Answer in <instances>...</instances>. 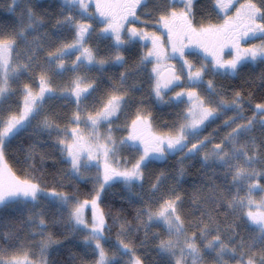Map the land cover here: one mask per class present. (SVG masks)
<instances>
[{
	"label": "snow or ice",
	"instance_id": "6c2138e0",
	"mask_svg": "<svg viewBox=\"0 0 264 264\" xmlns=\"http://www.w3.org/2000/svg\"><path fill=\"white\" fill-rule=\"evenodd\" d=\"M58 2L52 17L11 0L0 24V212L21 216L0 232V264H64L50 257L66 244L83 245L71 264H146L149 240L159 264H264V102L217 82L264 65V0ZM145 97L175 119L157 123ZM197 159L214 179L186 192Z\"/></svg>",
	"mask_w": 264,
	"mask_h": 264
},
{
	"label": "trees",
	"instance_id": "16d2710c",
	"mask_svg": "<svg viewBox=\"0 0 264 264\" xmlns=\"http://www.w3.org/2000/svg\"><path fill=\"white\" fill-rule=\"evenodd\" d=\"M10 2H11V0H0V24H11L15 20V16L9 14V12L7 11L6 6ZM56 3L59 4L58 0H39L40 6L37 9V11L41 12V13L47 12L49 16L54 17L56 14L59 13V9L57 8ZM92 4H93L92 10L94 11V0H92ZM17 11H19V10H17ZM43 31L51 32L52 31L51 24H49L46 29H41V32H43ZM102 44H104V45H101V46H105L107 44V42H104ZM116 70H118V69H116ZM262 71H264V65L263 66L261 65L257 70H254V71H253V69H248L247 71L244 72V74L236 77L235 79H232L229 82L222 81V83L226 87H230V88H236L237 86H239L242 89V91L244 92V95L246 98L248 97L249 93H252L251 106L254 107V105L256 103L264 102V87H261V81L258 79V77ZM245 82H247V83H245ZM246 107H248L247 104H246ZM53 110H55V109H53ZM55 111H57V110H55ZM64 111H68V109L60 110L59 112H64ZM164 120H166V119H164ZM256 134L258 136H260V132L258 130H257ZM45 151H51V149L45 148ZM19 155L20 154H17V156H19ZM57 158H58V154L56 156L49 157L46 161V164L47 165L53 164V162L55 160H57ZM62 167H64V166L57 162L55 164V169L46 167L44 171L47 174L49 172L59 170ZM186 168H187V170L185 171V175L183 177V183L180 186L181 189L186 191V192H190L193 187H205V188H207V185L209 184L207 181H208V179H210L209 176H212V178L214 179L213 175H207L209 173H207L206 175L201 174L198 171V170L203 171L204 169H206V168H202L201 164L199 162H195V163H192L190 165H187ZM158 169H160V167H157V170ZM48 179H49V181L51 180L50 175L48 176ZM217 181H219V180H216L215 182L217 183ZM185 183L186 184L188 183V184L186 185ZM87 187L91 188V184L87 185ZM121 203L122 202L117 197L115 199L116 206L119 207L121 205ZM123 206L127 209L128 218L131 219L132 216L134 215V208L130 207L127 203H123ZM135 206L138 207L139 205H135ZM115 210L116 209L114 208L113 211L115 212ZM88 214L90 216V212ZM26 215L27 214L25 213V217H26ZM20 219H21V216H20L19 212L14 211L11 208L4 209L3 212H0V232H4V231L8 230L9 228H20L21 227ZM109 223L111 224V221H109ZM240 231L242 232V234L247 236V234H248L247 229L241 228ZM21 235L23 236L24 233L21 232ZM109 235H110L111 240L114 242L115 238H116V229L113 228ZM134 235L136 238L137 247L139 248L140 240L144 239L143 230H141L138 234H134ZM81 241H82V238H77L78 244H81ZM82 248H83L82 244L80 247H76L75 245L66 244L64 247L60 248L58 251L53 252L50 259L55 260V261L64 262V264H71L69 252L71 251L72 253H76L79 256V255H82ZM151 248H152V242H151V240H149L148 242H146L145 248H139V254L146 256V264H159L160 257L156 254V252L154 250H149ZM86 258L88 260L92 259L91 252L88 253ZM125 260H127V257H124L122 262ZM77 264H79V260H77Z\"/></svg>",
	"mask_w": 264,
	"mask_h": 264
},
{
	"label": "rangeland",
	"instance_id": "374dc122",
	"mask_svg": "<svg viewBox=\"0 0 264 264\" xmlns=\"http://www.w3.org/2000/svg\"><path fill=\"white\" fill-rule=\"evenodd\" d=\"M56 5H57V8L60 10V5L58 4V3H56ZM92 43L93 44H96L97 43V41L95 40V38H93L92 39ZM99 45H100V43H99ZM105 50V49H104ZM104 50H102V51H104ZM74 58V57H73ZM112 71H115L116 72V70L115 69H112ZM147 86L145 85V88H146ZM143 91V90H142ZM140 95H141V93H140ZM140 95H137L138 97L140 96ZM147 100V99H146ZM50 106L53 108V109H58V111H60L61 109H62V106H61V104L60 103H53V102H51V104H50ZM160 107V109H166L168 112H169V109H173V108H170V107H168L167 105H165V108H162L161 106H159ZM182 107V106H181ZM67 109H70V108H68L67 107ZM175 110V113H176V111H178V109H174ZM162 112H163V110L162 111H159V113H158V118L160 119H162V118H164V116L162 115ZM164 112H166L165 110H164ZM172 119H175V115H173L172 117H171V120ZM217 123H219V121H217ZM216 127V125L215 124H213V125H210V127H208V129L204 132V133H202V135H208V133L209 132H211L212 131V129L213 128H215ZM259 131V130H258ZM256 134V133H255ZM256 136H258V135H256ZM259 137V136H258ZM170 160H168V161H170L171 163H169L168 161L166 162V164H164V166H163V164H157V165H155L154 167L157 169V167H162V168H168V170L169 171H172L173 169H172V163L174 164V162H175V160H176V157H171V158H169ZM189 163H191V161H188V162H185V169L187 170V165L189 164ZM201 174H207V173H209V174H207V175H213V172H212V169H209V168H206V169H204L203 171L202 170H198ZM211 172V173H210ZM210 177V179H208V183L211 181V180H213V178H212V176H209ZM220 183V180L219 181H217V183ZM207 183V184H208ZM262 183H264V181H262ZM186 184V183H185ZM188 184V183H187ZM186 184V185H187ZM184 185V184H183ZM185 185V186H186ZM242 195L244 194V193H241ZM255 195V197H256V199H259V197L261 196V195H264V192H259V193H255L254 194ZM27 214V213H26ZM152 231H155V229H153ZM206 261H207V264H211V258L210 257H206ZM121 264H123V262L121 263Z\"/></svg>",
	"mask_w": 264,
	"mask_h": 264
},
{
	"label": "flooded vegetation",
	"instance_id": "af4514ba",
	"mask_svg": "<svg viewBox=\"0 0 264 264\" xmlns=\"http://www.w3.org/2000/svg\"><path fill=\"white\" fill-rule=\"evenodd\" d=\"M239 2H243V0H239ZM198 7H199V5H198ZM233 11H234V9H233ZM197 18L199 19V17H197ZM249 43H259V40H251V41H249ZM245 46H247V45H245ZM229 51H230L229 49H225V53L226 54L229 53ZM189 58L190 59H194V57H189ZM225 58H228V56L225 55ZM255 66H256V64H249V65L245 66L243 68L242 72H241V75L244 74V72L247 71L248 69H253V71H254ZM231 80L232 79H223V80H221V79L218 78L217 81H231Z\"/></svg>",
	"mask_w": 264,
	"mask_h": 264
},
{
	"label": "crops",
	"instance_id": "0c3cea01",
	"mask_svg": "<svg viewBox=\"0 0 264 264\" xmlns=\"http://www.w3.org/2000/svg\"><path fill=\"white\" fill-rule=\"evenodd\" d=\"M125 155H128V153L126 152V154Z\"/></svg>",
	"mask_w": 264,
	"mask_h": 264
},
{
	"label": "bare ground",
	"instance_id": "6f19581e",
	"mask_svg": "<svg viewBox=\"0 0 264 264\" xmlns=\"http://www.w3.org/2000/svg\"><path fill=\"white\" fill-rule=\"evenodd\" d=\"M161 106V105H160ZM160 109V108H159Z\"/></svg>",
	"mask_w": 264,
	"mask_h": 264
}]
</instances>
